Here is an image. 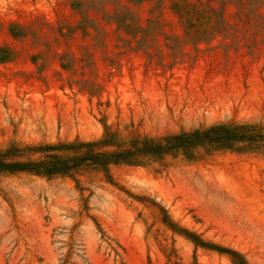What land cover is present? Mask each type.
Segmentation results:
<instances>
[{
	"label": "rangeland",
	"instance_id": "1",
	"mask_svg": "<svg viewBox=\"0 0 264 264\" xmlns=\"http://www.w3.org/2000/svg\"><path fill=\"white\" fill-rule=\"evenodd\" d=\"M264 126V0H0V147ZM0 175V264H264V148Z\"/></svg>",
	"mask_w": 264,
	"mask_h": 264
},
{
	"label": "trees",
	"instance_id": "2",
	"mask_svg": "<svg viewBox=\"0 0 264 264\" xmlns=\"http://www.w3.org/2000/svg\"><path fill=\"white\" fill-rule=\"evenodd\" d=\"M199 148L262 149L264 126L247 123L215 124L159 137L136 136L128 141L107 132L97 140L75 139L37 144L13 142L0 147V175L28 172L43 177H75L86 169H98L111 178L113 165H145L150 160H163L168 155L180 153L193 156ZM165 220L197 244L228 253L236 264H247L239 252L202 241L198 235L179 227L167 216Z\"/></svg>",
	"mask_w": 264,
	"mask_h": 264
}]
</instances>
